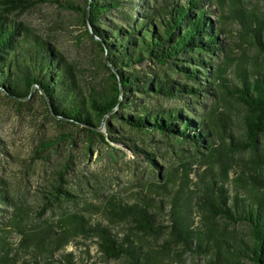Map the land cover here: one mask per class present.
<instances>
[{
    "label": "trees",
    "instance_id": "16d2710c",
    "mask_svg": "<svg viewBox=\"0 0 264 264\" xmlns=\"http://www.w3.org/2000/svg\"><path fill=\"white\" fill-rule=\"evenodd\" d=\"M76 1L78 5L0 0V92L24 105L19 100L40 87L53 114L61 118L58 122L85 134L87 149L103 148L111 138L147 161L150 170L144 174L150 177L141 182L136 173L134 185L143 187L131 197L107 195L102 209L106 225L67 210L74 195L62 188V172L42 196V212L58 210L60 216L38 228L27 225L21 200L10 203L8 192L0 188V205L14 208L2 217V232L15 231L25 249L38 240L34 247L49 256L47 264L52 253L76 235L96 236L105 256L124 264H264V72L238 66L237 85L226 77L227 66L215 58L224 49L218 39L221 27L209 20L202 0ZM44 3L76 9L78 23L91 41V61L106 76L96 74L85 81L80 67L46 35L18 20ZM237 20L253 34V44L262 47L264 19L251 14ZM105 50L118 76L106 65ZM213 89L236 105L237 131L224 134L229 116L218 117L217 107L197 110ZM103 124L105 133L99 130ZM120 151L108 147L99 160L113 169ZM155 158L180 163L182 174L163 169ZM190 162L203 166L195 183ZM118 226L122 229L114 231ZM2 243L6 241L0 235ZM4 250L3 245L1 262L20 261ZM63 258L75 264L67 254Z\"/></svg>",
    "mask_w": 264,
    "mask_h": 264
},
{
    "label": "rangeland",
    "instance_id": "374dc122",
    "mask_svg": "<svg viewBox=\"0 0 264 264\" xmlns=\"http://www.w3.org/2000/svg\"><path fill=\"white\" fill-rule=\"evenodd\" d=\"M59 1H69L78 5L76 0ZM200 4L208 9L209 20L214 22L215 26L221 27L218 39L224 49L215 58L217 62L225 63L227 66L226 77L237 85L239 82L235 72L238 66L250 72L256 69L264 72V31L261 34L262 47H258L253 44L255 41L253 34H248L243 24L237 20L241 15L251 14L264 19V0H202ZM69 6L70 4L44 3L31 12L22 14L18 20L30 22L38 33L46 35L70 62H75L80 67L81 77L85 81L89 82L96 74L104 77L105 71H100L91 61L94 53L90 39L84 34L85 27L78 23L76 9ZM223 16L226 18L224 21ZM19 101L24 105L10 101L0 92V178L4 181L0 188L8 192L10 203H13L14 198L16 201L21 200L27 209V225L32 228L43 226L45 222L56 221L60 216L58 210L42 212V209H45L42 205V196L46 194L50 185L56 184L62 172L64 174L62 188L68 189L74 195V204L69 205L67 210L82 213L92 223L103 221L102 224H108L102 219V209L106 204L104 202L107 195L120 194L131 197L135 192H140L143 184L139 186L134 184L137 177H140L141 182H144L142 178L150 177L144 174L150 170L148 162L143 158H136L130 150L119 147L111 138L106 140L110 146L103 143V148L87 149L85 134L77 127L65 122L59 123L56 117L45 110L46 106L36 91L29 100ZM199 107L202 109L199 113L210 112L217 107L218 117L221 113L229 116L227 122L223 123L224 134L238 130L240 123L235 116L236 105L228 104L216 89L200 100L198 111ZM99 130L105 133L104 124ZM151 146L147 145L145 148L152 151ZM108 147L122 150L115 153L118 157V166L113 169L107 168L105 160H99L100 154L107 152ZM165 148L167 147L162 145L164 151ZM166 156L170 159L167 153ZM245 157L249 159L248 154H245ZM155 159L159 166L163 169L169 168L175 176L182 174L180 163L171 165L160 158ZM190 163L188 164L192 170L190 179L195 183L197 174L203 170V166ZM136 173L139 176L136 177ZM94 176L98 181L94 180ZM232 177L233 174L230 173L229 178ZM168 209L170 208L164 211L166 214L169 212ZM13 210L10 204L0 205V227H3L2 217L7 215L6 212ZM113 229L118 232L122 227ZM0 235L4 236L6 241L5 244H0V247L4 245L6 249L4 253L7 252L10 257L16 255L20 258L16 264H47L45 258L49 256L34 247L33 241L38 240L29 242L28 249H25L20 245L22 237L12 229L8 228L3 233L0 228ZM66 254L75 264H124L121 260L107 258L99 246L98 238L94 235H76L68 239L67 245L53 252L48 262L66 264L67 261L63 258ZM35 259H38V263ZM0 264L9 262L0 260Z\"/></svg>",
    "mask_w": 264,
    "mask_h": 264
},
{
    "label": "water",
    "instance_id": "95a60500",
    "mask_svg": "<svg viewBox=\"0 0 264 264\" xmlns=\"http://www.w3.org/2000/svg\"><path fill=\"white\" fill-rule=\"evenodd\" d=\"M96 39V38H95ZM97 40V39H96ZM104 61L106 63V65L109 67L110 71L112 73H114L116 76H118V73H117V70L115 69V67L112 66V64L110 63L109 61V58H108V54H107V51L105 50L104 52ZM35 91L38 93L39 97L42 99L43 102H45L48 106V109L49 111L51 112V115H53L54 117H56L53 112H52V107L50 105V102H49V98L47 97L46 93L44 92L43 89H41L40 87L38 86H34L30 92V95L26 98H23V100H29L30 98H32V96H34L35 94ZM58 120H60L61 118L59 117H56Z\"/></svg>",
    "mask_w": 264,
    "mask_h": 264
}]
</instances>
